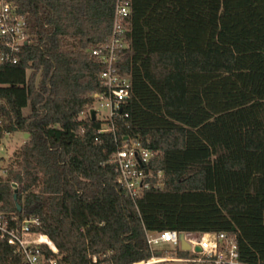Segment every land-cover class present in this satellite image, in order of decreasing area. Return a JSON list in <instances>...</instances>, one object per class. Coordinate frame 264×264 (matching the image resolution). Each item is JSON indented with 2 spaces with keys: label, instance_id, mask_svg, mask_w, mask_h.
I'll return each mask as SVG.
<instances>
[{
  "label": "trees",
  "instance_id": "16d2710c",
  "mask_svg": "<svg viewBox=\"0 0 264 264\" xmlns=\"http://www.w3.org/2000/svg\"><path fill=\"white\" fill-rule=\"evenodd\" d=\"M12 1L28 40L17 63H0V137L29 136L0 179L2 209L38 217L70 264L147 259V232L166 230L226 232L264 264V0L236 1L247 12L230 22L244 23L237 37L219 27L225 0H131L119 52L131 89L112 124L89 112L106 68L91 51L110 37L117 0ZM127 140L163 176L136 200L112 161ZM169 252L190 256L155 251ZM0 264L23 261L0 242Z\"/></svg>",
  "mask_w": 264,
  "mask_h": 264
},
{
  "label": "built area",
  "instance_id": "2783aa9c",
  "mask_svg": "<svg viewBox=\"0 0 264 264\" xmlns=\"http://www.w3.org/2000/svg\"><path fill=\"white\" fill-rule=\"evenodd\" d=\"M130 13L131 0H117L110 37L91 51V55L106 68L101 73L104 90L93 94L94 103L89 112L91 114V110H94L97 119L109 121L111 124L130 95V77L119 70V52L125 46V22ZM26 28V18L18 13L14 2L0 0V63L18 62L21 46L28 40ZM110 130H114L112 125H104L99 132ZM10 134L5 132L0 137L2 149L4 139ZM152 155L149 148L143 147L135 140H127L118 147L112 157L120 172L119 182L126 188L132 200H136L152 185V179H158L156 186L163 183L161 171L154 173L147 168ZM6 175L7 165H0V179ZM2 207L0 197V242L12 245L23 264H70L63 259L49 236L39 231L41 222L38 217L28 215L20 219L14 213L4 211ZM180 234L176 230L147 232V242L152 255L132 264H163L170 261L186 264H261L242 259L234 236L226 232L183 233L185 241L190 245L189 250L181 248ZM164 246L189 251L191 255L179 257L172 252L155 253ZM196 246L200 247L199 252L195 251ZM92 260L96 262L97 257L93 255Z\"/></svg>",
  "mask_w": 264,
  "mask_h": 264
},
{
  "label": "rangeland",
  "instance_id": "374dc122",
  "mask_svg": "<svg viewBox=\"0 0 264 264\" xmlns=\"http://www.w3.org/2000/svg\"><path fill=\"white\" fill-rule=\"evenodd\" d=\"M236 1L237 0H225V7L223 8V11L225 10V12H224V15H223V19H222V21L219 24V27H220V25H221V28L223 27V32L227 31V32H229L230 36H234V37L238 36L236 33H238V30H240V29H242V27H244V23L243 24L241 23L240 25L238 24L239 26H238V28L236 30L235 27H231L230 26V22L233 19V17L241 15V14H243L245 12L243 10H241V11L237 10L236 5H235ZM245 13H247V12H245ZM227 35H223V37L225 38ZM188 36H189V38L191 37V35H188ZM201 38H203V37H201ZM206 38L207 37L203 38V40L206 39ZM211 41L214 44L218 45L216 38H213ZM239 43L241 44V48L243 50L247 51L248 55L249 54L253 55L252 53H254V51H252L250 49L248 44H245V42H239ZM255 45H257V46L262 45L263 49H262L261 53H262V55H264V42H262V43L257 42V43H255ZM239 50H240L239 48H235V51L237 52V56H239ZM29 109H30V107L28 105V106H26L23 109V112L24 113H28ZM25 139L26 138L24 137V133H21V132L12 133V134L8 135L4 139V141H3V148L4 149H2L0 147V165H8L11 162L14 151L22 143H24ZM190 255H191V253H190ZM163 264H186V263L170 261V262H166V263H163Z\"/></svg>",
  "mask_w": 264,
  "mask_h": 264
},
{
  "label": "water",
  "instance_id": "95a60500",
  "mask_svg": "<svg viewBox=\"0 0 264 264\" xmlns=\"http://www.w3.org/2000/svg\"><path fill=\"white\" fill-rule=\"evenodd\" d=\"M91 116H92V119H96V113H95L94 110H91ZM28 136H29L28 133H25V134H24V137H25V138H28ZM15 196H16V195H15ZM180 239H181V248H182L183 250H189V249H190V245L185 241V239H184V234H183V233L180 234ZM200 250H201V249H200L199 246H196V247H195V251L199 252Z\"/></svg>",
  "mask_w": 264,
  "mask_h": 264
}]
</instances>
